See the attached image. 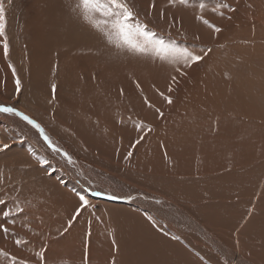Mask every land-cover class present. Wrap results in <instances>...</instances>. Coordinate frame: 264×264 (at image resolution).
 I'll return each mask as SVG.
<instances>
[{
  "label": "rangeland",
  "instance_id": "obj_1",
  "mask_svg": "<svg viewBox=\"0 0 264 264\" xmlns=\"http://www.w3.org/2000/svg\"><path fill=\"white\" fill-rule=\"evenodd\" d=\"M0 2L5 9V36L0 37V105L19 110L18 103L12 104L11 99L19 100L33 115L22 112L40 123L51 138L67 135L74 162L90 179L89 187L81 184V174L67 167L35 129L23 126L27 132H33V136L29 135L31 140L25 139L17 127L5 131L0 125V148L5 143L9 146L0 150V199L7 202L0 205V223L9 229L7 235L0 230V264H40L36 253L42 247L47 249L46 264H103L106 255L101 256L94 250L99 244L106 250L123 245L133 249L131 264H171L172 256L163 240L158 244L164 247L162 258H157L148 254L149 250L141 245L142 239L154 242L149 232L153 222L172 225L186 236L187 240L181 238L179 244L193 243L196 236L190 233L189 227L182 226V220L198 222L199 214L191 202L194 200H205L208 207L217 204L221 213L226 209L237 211L233 218L228 212V222L240 224V221L241 225L246 222L244 228L249 231L244 232L246 245L252 246L253 260L264 264V213L259 212L264 210L261 204L264 199L258 203L263 210L258 211L259 207L256 210L259 205H255L253 193L257 186L253 188L249 182L256 175L255 184L261 180V185L264 181V175L258 173L264 170V162L260 165L261 159L264 160V0H189L187 6H172L168 0H128L139 20L159 37L174 40L182 47L195 48L204 56L192 67L182 68L183 75L168 64L118 52L106 45L99 33L73 10L77 0ZM153 2L154 8L150 7ZM201 3L205 5L203 10L199 7ZM47 4L56 8V14ZM219 4H228L235 11L227 8L213 11ZM197 16L221 31L215 33L197 20ZM41 23L45 24L44 31L47 27L56 30V39L45 40ZM5 39L9 47L7 58L3 52ZM67 43L71 49H63ZM200 49L206 54L199 52ZM31 76H35L42 91L34 90ZM172 76L176 77L175 83ZM17 78L20 80L18 94ZM113 83L115 86L109 85ZM52 85L56 86L54 94ZM25 86L30 88L26 91ZM77 87L98 93L110 91L111 95L100 96L106 104L96 100L79 101L73 96ZM122 88L123 95H127L120 94ZM160 93L170 96L172 103L164 101ZM125 96L129 97L127 101ZM145 98L152 107L145 104ZM208 111L215 112V117L220 119L211 121ZM192 112L196 119L200 113L199 122L194 126L187 124ZM228 114H231L229 118ZM36 115L46 118L49 128ZM111 121L115 124L112 127ZM137 124L146 127L137 129ZM196 126L195 142L188 146L176 145L174 153L169 152L175 135L182 131L191 136ZM140 137L143 139L133 148ZM129 152H132L130 157ZM40 154L48 157L51 165L37 160ZM213 156L217 162L211 159ZM241 164L247 168L238 174L250 176L246 181H241L238 174L240 181L232 176L234 167ZM214 190H219L220 196L216 203L207 194ZM81 196L90 208L82 211L71 228L61 235ZM147 199L163 201L172 211ZM17 204L24 211L8 218L14 223H5L3 211L14 210ZM177 208L181 210L173 212ZM142 229L148 231L144 236L140 235ZM259 231H263L261 238ZM17 240L22 243L18 245ZM122 260L114 257L113 263L124 264Z\"/></svg>",
  "mask_w": 264,
  "mask_h": 264
},
{
  "label": "bare ground",
  "instance_id": "obj_2",
  "mask_svg": "<svg viewBox=\"0 0 264 264\" xmlns=\"http://www.w3.org/2000/svg\"><path fill=\"white\" fill-rule=\"evenodd\" d=\"M46 6H48V8L50 7V9L53 11V12H55L56 11V8L55 7H53L52 5H46ZM69 6V5H68ZM55 14H56V12H55ZM30 25V24H29ZM44 25L45 24H43V23H41V26L43 27V33H42V36L45 38V40H47V41H51V40H54V39H56V30L53 28H49V27H47V29H45V31H44ZM239 28V27H238ZM34 41V40H33ZM32 41V42H33ZM95 41V40H94ZM44 42V41H43ZM68 44V43H67ZM70 45L71 44H68V45H66V46H64L63 47V49L64 48H70ZM105 47V46H104ZM60 48H62V47H60ZM71 49V48H70ZM83 49H87V48H83ZM104 49V48H103ZM88 50H89V48H88ZM104 52V51H103ZM106 52V51H105ZM105 60V59H104ZM103 64V63H102ZM100 67H102V66H100ZM97 69V68H96ZM93 71V70H92ZM95 72V71H94ZM100 74V73H99ZM101 75V74H100ZM98 77V76H97ZM110 77V76H109ZM35 76L32 78V76H31V81H32V84H33V87H34V90H40V91H42V89H41V87H40V85H38L36 82H35ZM101 78V77H100ZM113 80V79H112ZM111 80V81H112ZM105 81V80H104ZM103 81V82H104ZM98 83V82H97ZM105 84H107L108 85V83H105ZM118 84H119V82H118ZM135 84V83H134ZM133 84V85H134ZM101 85V84H100ZM109 85H113V86H115L114 85V83L113 84H109ZM107 87V86H106ZM112 87V86H111ZM116 87H117V85H116ZM121 87H122V84H121ZM25 88V90L27 91L29 88H30V86H25L24 87ZM101 88V87H100ZM102 88H103V86H102ZM129 88V87H128ZM136 88V87H135ZM108 89H111V88H108ZM123 89V88H122ZM126 89V88H125ZM136 89H138V88H136ZM96 90H98V89H96ZM121 90V89H120ZM74 97L77 99V100H79V101H82V100H96V101H100V102H102V103H104V104H106V101L103 99V98H101L100 96H102V95H106V94H110L111 95V93H110V91L107 93V92H102V93H98L99 91H96V92H91L90 90L88 91V90H83V88H81V87H77V88H75L74 90ZM125 91V90H124ZM123 91V92H124ZM130 91V90H129ZM128 91V92H129ZM112 92V91H111ZM134 92V91H133ZM142 92V91H141ZM148 92V91H147ZM113 93V92H112ZM127 93V92H126ZM140 93V92H139ZM120 94H121V92H120ZM119 94V95H120ZM129 94H130V92H129ZM148 94V93H147ZM124 95H127V94H124ZM123 95V96H124ZM146 95V94H145ZM107 96V95H106ZM113 96V95H112ZM147 96V95H146ZM20 97V96H19ZM60 97H61V95H60ZM109 97V96H108ZM122 97V96H121ZM128 97V96H127ZM126 96H125V101H127V99L129 98H127ZM134 97H135V93H134ZM134 97H132L133 99H134ZM137 97V96H136ZM3 98V97H2ZM7 98H9V96H7L5 99L6 100H8ZM112 98H114V96L112 97ZM124 97H122V99H123ZM144 98V97H143ZM148 98V97H147ZM106 99V98H105ZM108 99V98H107ZM109 99L111 100V97H109ZM115 99H117V97L115 98ZM131 99V98H130ZM12 101H11V103L13 104V102L14 103H18V106H19V110H23V111H25V112H28V113H30V114H32L22 103H20V102H18L19 100H16V99H11ZM143 100V99H142ZM148 100V99H147ZM149 101V100H148ZM1 102V101H0ZM112 101H110V103H111ZM209 102V101H208ZM212 102V101H211ZM107 103H109V102H107ZM109 103V104H110ZM4 104V103H3ZM121 104V103H120ZM122 105V104H121ZM45 106H47L46 104H45ZM120 106H118V108H119ZM40 108H44L45 110H47V108H45V107H43V106H41ZM190 112V111H189ZM234 112V111H233ZM232 113V112H231ZM33 115V114H32ZM215 115H217L215 112H213V114L211 113V111H208V116H209V119L211 120V121H218L219 119H220V117H218V118H216L215 117ZM36 116H38V115H36ZM46 116V115H45ZM231 116V114L229 115L228 114V118ZM16 117V116H15ZM12 117V116H10V115H8V114H5V113H0V125H1V127H4V129H5V131H7L8 129H11V127H17L19 130H22V133H23V137L25 138V139H31L32 140V138H30V136L29 135H31V136H33L32 134H33V132H31V133H29V132H27L25 129H27V128H25V127H23V126H27V127H29L32 131H35L34 130V128H32V126L31 125H28L26 122H24V121H22L19 117ZM39 117V120H41L42 122H43V124L45 125V126H49V123H48V121L46 120V118H43V117H41V116H38ZM200 118V113L198 114V118L196 119V114L194 113V112H192V115H190V117H189V121H187V124H189V125H191V126H194L196 123H198L199 122V119ZM53 121V120H52ZM58 121V120H57ZM62 122V121H61ZM55 123V122H54ZM59 125V124H58ZM110 125H111V127L112 126H114L115 124H114V122H110ZM230 125H231V123L229 124V127H230ZM44 128V127H43ZM49 128V127H48ZM61 128H64V127H61ZM45 129V128H44ZM67 129V128H66ZM65 129V130H66ZM29 130V129H28ZM30 130V131H31ZM64 130V129H63ZM10 131V130H9ZM45 131H47V130H45ZM196 131H197V126L194 128V130H193V134L190 136L189 134L190 133H188V132H180L178 135H175V137H174V139L172 140V142H171V144H170V150H169V152H172V153H174L172 150L173 149H175L176 148V145H179V147H181V146H188V144L189 143H191V142H195V134H196ZM55 133H56V131H54ZM14 133H16V131L14 132ZM63 133H64V131H63ZM67 133V132H66ZM9 134H10V132H9ZM17 134V133H16ZM62 134V133H61ZM65 134V133H64ZM18 135H19V133H18ZM67 136V135H66ZM66 136H61L60 134H58V137H59V139L58 138H56V137H53V138H51L52 139V141L54 142V144L57 146V147H59L62 151H61V153H56L59 157H61L60 158V160L63 162V163H67L68 165H67V167H70L71 168V170L75 173V174H81L80 175V178L79 179H81L82 178V180L83 181H81V184H83L85 187H89L90 185H89V181H90V179H88V177H86V175L79 169V167H77L78 165L75 163V162H73V163H69L66 159H65V157L63 156V152H66V153H68L71 157H72V159H73V155L70 153V144H69V142H68V140H67V137ZM13 137V136H12ZM16 137V136H15ZM23 138V139H24ZM13 139V138H12ZM3 140V139H2ZM16 140H18V139H16ZM8 141V140H7ZM153 141H156L155 139H153ZM3 142H5V141H3ZM156 143H158L159 145H161L162 143L160 142V141H157ZM6 144V143H5ZM33 144V143H32ZM2 146V145H1ZM15 146V145H14ZM16 146H19V145H16ZM25 146V145H24ZM165 147V146H164ZM20 148V147H19ZM28 148V147H27ZM166 148V147H165ZM12 149V148H11ZM167 149V148H166ZM28 150H29V148H28ZM103 153H104V151L103 150H101ZM3 153L4 154H6L4 151H3ZM47 153V152H46ZM245 152H242V154H244ZM7 154H9V153H7ZM171 154V153H170ZM10 155V154H9ZM20 155V154H19ZM6 156V155H5ZM5 156H4V158H5ZM16 156H17V154H16ZM23 156V155H22ZM21 156V157H22ZM25 156V155H24ZM8 157V156H7ZM13 157V156H12ZM172 157H174V155H172ZM206 158H208V156L206 157ZM241 158H244V157H242L241 156ZM30 159V158H29ZM36 159L37 160H40V161H42L43 163H46V166H49V165H51V160H49L48 159V157L47 158H45L44 157V154H40V156H37L36 157ZM210 159V158H209ZM212 160H214V161H216L217 162V160H216V158L213 156L212 158H211ZM21 160V159H20ZM211 160V161H212ZM24 161H25V159H24ZM32 161V160H31ZM74 161V160H73ZM15 162H16V160H15ZM29 162V161H28ZM263 162H264V160L263 159H261V162H260V165H262L263 164ZM19 163V162H18ZM25 163V162H24ZM27 163V162H26ZM247 163H250V162H247ZM246 163V164H247ZM243 166V164H241L239 167H238V165L237 166H235L234 167V172H232V176L236 179V178H238V181H240L239 180V177H241V181H243V180H247L250 176H241L240 174H238V173H244V171L246 170V168L247 167H242ZM1 167V166H0ZM238 167V168H237ZM5 168V167H4ZM8 168V167H7ZM7 168H5V169H7ZM16 168H18V167H16ZM262 169V168H261ZM13 171L15 170V169H12ZM16 170H18V169H16ZM24 170V169H23ZM254 170V169H253ZM26 171V170H25ZM217 173V172H216ZM258 173H260L259 175H264V170H261V171H259ZM50 174V173H49ZM53 174V173H52ZM238 174V175H237ZM239 176V177H237V176ZM244 177H246V179H242V178H244ZM253 177V176H252ZM252 177H250V180H249V182L251 183V184H253V188H254V185H256L257 187H255V192L253 193V194H255L256 196H255V205H257L258 203H260L263 199H264V181H263V183L260 185V182H261V180L260 181H256V184H255V181H254V178L255 177H258L257 175L256 176H254V178L252 179ZM63 178V177H62ZM215 178V177H214ZM260 178V177H259ZM264 178V177H263ZM92 179V178H91ZM258 179V178H257ZM54 180V179H53ZM181 180V179H180ZM259 180V179H258ZM263 180V179H262ZM213 181H216V180H213ZM28 181H26V183H27ZM57 183H58V181H56ZM65 183H66V181H65ZM203 183H204V181H203ZM206 183V182H205ZM204 183V184H205ZM211 183V182H210ZM62 185H63V183H61ZM170 184V183H169ZM175 184V183H174ZM27 185V184H26ZM25 185V186H26ZM58 185V184H57ZM59 185H60V183H59ZM68 185V184H67ZM177 184H175V186L174 187H177L176 186ZM210 185V184H209ZM61 186V185H60ZM170 186V185H169ZM249 186H250V184H249ZM252 186V185H251ZM10 187V186H9ZM8 187V188H9ZM56 187V186H55ZM68 187H70V186H68ZM179 188V187H178ZM30 190V189H29ZM166 190V189H165ZM177 190H181V189H177ZM104 191V190H103ZM166 191H168V190H166ZM175 191H176V189H175ZM33 192V191H32ZM105 192V191H104ZM218 192H219V190H218ZM218 192H216L215 190L214 191H209L207 194L208 195H211V196H213V197H210V198H212V202H215L216 203V200H218L219 201V199H220V196H219V193ZM17 193V192H16ZM30 193V192H29ZM157 193H160L161 194V192H157ZM162 193H165V192H162ZM206 197H208V199H209V196H206ZM205 197V198H206ZM193 198V197H192ZM205 198H203V199H205ZM200 199V198H199ZM202 199V200H203ZM36 200V199H35ZM147 201L148 202H152V203H154V202H157V203H159L161 206H163V207H165V208H167L169 211H172V209L169 207V206H167V205H165L164 204V202L162 201V202H158L157 200H153V199H147ZM161 201V200H160ZM205 201V200H204ZM200 201V200H194V201H191V202H193L194 204H195V206H196V212L199 214V218H198V222H196V221H194V220H182V222L184 223V225H182L183 227H189V230H190V233L192 234V235H195L196 236V240L193 242V243H187V244H185V246L184 245H181V244H179V241L181 240V238H183V239H186V236H184L181 232H179L178 230H176L172 225H161V223H158V224H153V222H152V226L149 228V232H150V234H151V236H152V238L154 239V242L152 241V240H144V239H142L143 241H142V243H141V245L142 246H144V247H146L149 251H147L148 252V254L151 256V255H156V257L157 258H162V251H163V248L164 247H162V246H160V245H158L162 240L165 242L164 244H165V246L166 247H169V249H168V251L170 252V254H171V264H173V263H180V264H261V263H258V262H256V261H254L253 260V257H252V252H251V250H252V246H247L246 245V235H247V233H245L244 234V232H246L247 231V228L245 229L244 227H245V225H244V223H246V222H243L242 223V225H244V226H242L241 225V222L239 221V223L240 224H237V222H236V220H235V222H236V224H230L228 221H229V213H230V217L231 218H233V215H234V213L235 212H237V211H235L234 213L233 212H231V211H229V210H225V212H222L221 213V208L219 209L218 207L219 206H217V204L216 205H214V206H216V207H208V205H207V201ZM38 202H40V201H38ZM37 202V203H38ZM50 202V201H49ZM246 202V199H245V201H244V203ZM248 203V202H247ZM263 203V205H264V202L262 201L261 202V204ZM249 204V203H248ZM261 204L259 205V206H253V208H254V210H255V207H256V210H257V208L259 207V209H258V211L259 210H263V208L261 207L260 208V206H261ZM245 205H247V204H244V206ZM241 207H239V209H240ZM181 209L180 208H177V209H174L173 210V212H178V211H180ZM242 211H243V208H242ZM252 211V210H251ZM229 212V213H228ZM260 213H262V215H263V213H264V210H263V212L262 211H259ZM238 213H240V211H238ZM245 213V212H244ZM250 213V212H249ZM259 213V214H260ZM165 215H168L169 216V213H164ZM237 214V213H236ZM245 214H247V213H245ZM256 214H258V213H256ZM258 214V215H259ZM251 215V214H250ZM261 215V214H260ZM235 216V215H234ZM238 216V215H237ZM241 216V215H240ZM253 217H254V215H253ZM252 217V218H253ZM259 217H261V216H259ZM235 218V217H234ZM245 218H247V217H245ZM255 218H258V216L257 217H255ZM261 218H263V216L261 217ZM226 219V221L223 223V221ZM244 219V218H243ZM237 220H239V219H237ZM246 220V219H245ZM248 220V219H247ZM261 219H259V221H260ZM230 221H231V219H230ZM255 222H256V220H254ZM258 221V220H257ZM232 222V221H231ZM234 222V221H233ZM254 223V222H253ZM247 224H248V222H247ZM259 224V223H258ZM262 224H264V222L262 223ZM249 226H250V223L248 224ZM253 225V224H252ZM256 225H257V222H256ZM258 226V225H257ZM257 226H255L256 228V231L258 230L257 228L259 227H257ZM162 227H164V229H165V233H162V231H163V229H162ZM248 227V226H247ZM263 227V226H262ZM251 229H252V226L250 227ZM254 228H253V230H255ZM249 230V229H248ZM263 230V229H262ZM179 233H178V232ZM186 231V230H185ZM184 231V232H185ZM264 231V230H263ZM262 231V232H263ZM183 232V233H184ZM187 232V231H186ZM185 232V233H186ZM248 233H249V231H247ZM252 232V231H251ZM262 232H257V234L259 233L260 234V238H261V233ZM148 233V231L146 230V229H142L141 231H140V235H142V236H144V235H146ZM189 233V232H188ZM108 234V233H107ZM187 234V233H186ZM252 234V233H251ZM105 235V234H104ZM109 235V234H108ZM108 235H106V236H108ZM245 235V236H244ZM254 235H255V233H254ZM105 236V237H106ZM191 236V235H190ZM249 236H251V235H249ZM259 236V235H258ZM193 237V236H192ZM252 237V236H251ZM257 237V236H256ZM106 239H108V237L106 238ZM189 239V238H188ZM256 239V238H255ZM113 240V239H112ZM116 240V239H115ZM133 240V239H132ZM131 240V241H132ZM187 240V239H186ZM190 240H192L191 238H190ZM228 242H231L232 240H234L232 243H229V244H227L226 242L227 241ZM250 240V239H249ZM262 240V239H261ZM117 241V240H116ZM137 241V240H136ZM254 241V240H253ZM258 241V240H257ZM263 241V240H262ZM114 242V241H113ZM138 242V241H137ZM261 242V241H260ZM264 242V241H263ZM103 243V242H102ZM106 243V245H108L109 244V241H106L105 242ZM105 243H103V244H105ZM116 243V242H115ZM136 243V242H135ZM254 243V242H253ZM115 245V244H114ZM135 245V244H134ZM175 245H177V249H175L174 247H175ZM111 246V245H110ZM136 246V245H135ZM256 246V245H255ZM258 246V245H257ZM93 247V246H92ZM260 248H261V246H260ZM146 249V250H147ZM94 250H98L97 251V253H100V255L102 256V254H104V255H106V259L104 260V262H103V264H116V262L115 263H113V260H114V257H118V258H121V259H123L122 261H124V264H131L130 263V261H129V259H131L132 258V255H133V249H127L126 248V245H123L122 246V248L121 247H114V249H113V246L111 247V248H109L108 250H106V248L105 247H101L100 246V244H99V246H96V248H94ZM106 250V251H105ZM66 251H67V249H66ZM68 251H70V250H68ZM253 251V250H252ZM65 253H67V252H65ZM69 253V252H68ZM71 254V252L69 253V255ZM73 254V253H72ZM253 254H255V253H253ZM65 255V254H64ZM263 255V254H262ZM258 256H260V255H258ZM264 256V255H263ZM69 257V256H68ZM65 258H66V256H65ZM222 258H224L225 260H223ZM60 260V259H59ZM58 260V261H59ZM119 260V259H118ZM117 260V261H118ZM164 261H165V259H163ZM60 262H62V260L60 261ZM58 263V262H57ZM56 263V264H57ZM71 263V262H70ZM99 263V262H98ZM102 263V262H101Z\"/></svg>",
  "mask_w": 264,
  "mask_h": 264
},
{
  "label": "snow or ice",
  "instance_id": "obj_3",
  "mask_svg": "<svg viewBox=\"0 0 264 264\" xmlns=\"http://www.w3.org/2000/svg\"><path fill=\"white\" fill-rule=\"evenodd\" d=\"M188 3L189 0H168V4L172 6L177 4L187 6ZM150 7L154 8L155 3L153 2ZM199 7L201 10H203L205 5L201 3ZM219 8H227L229 11H235V9H233L228 4H219L213 9V11H218ZM73 10L77 12L85 24L99 33L106 45L114 47L118 52L150 59L154 63L159 61L162 64H168L173 68L174 71L179 72L181 75L184 74L182 68L192 67L194 64L199 63L204 58L203 55L198 54L195 48L190 49L188 47H182L174 40H165L163 37H159L156 32L149 29L146 23L139 20L138 15L133 11V8L129 5L128 0H77ZM219 14L223 15V13ZM163 17L164 13L161 12V18L163 19ZM197 20L202 21V23L211 28L215 33H219L221 31L219 27L211 24L202 16H197ZM4 36L5 9L3 3L0 2V37ZM197 39H199V37H197ZM207 51L210 52L211 49H208ZM3 52L4 56L7 58L9 47L6 39L3 44ZM199 52L205 53V50L200 49ZM9 67H11V65H9ZM15 75V69H13V76ZM171 80L173 83H175L176 77L172 76ZM136 87L140 88L139 83L136 84ZM55 89L56 86L52 85L53 94L55 93ZM15 90L17 94L20 92V80L18 78L15 81ZM168 91H172L171 85L169 86ZM121 95H123V89H121ZM160 96L168 104L172 103V98L170 96H166L163 93H160ZM144 102L148 107H152L147 98H145ZM156 111L158 113L160 112L159 109H156ZM0 113L19 117L22 121L26 122L28 125H31L32 128H34L40 134L44 142L53 152L61 153L62 150L54 144L41 124L26 113L18 110L14 106L6 105H0ZM160 115L162 116L163 113H160ZM136 127L137 129H141L146 126L137 124ZM147 130L151 131L150 126H147ZM142 139L143 137H140V139L136 140L132 147L134 148L140 143ZM8 147L9 146L7 144H4L0 150L7 149ZM62 154L69 163L74 162L68 153L63 152ZM131 155L132 152H129L128 156L130 157ZM114 198L115 197H110V199ZM6 203V201L0 199V205H6ZM89 208V202L83 196H81L79 206L75 209L72 219L68 221V226L64 228L63 232L60 234L63 235L65 232H67L81 212ZM23 211L24 209L19 204L15 206L14 210L9 208L7 211H3L2 215L4 217V222L14 223V221L9 220L8 218ZM0 230H2L5 235H7L9 232V229L4 227L3 223H0ZM87 235L90 236L91 233L89 232ZM16 243L19 245L22 243V241L17 240ZM46 250V247H42V250L36 253L40 264H46Z\"/></svg>",
  "mask_w": 264,
  "mask_h": 264
}]
</instances>
